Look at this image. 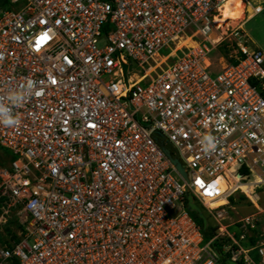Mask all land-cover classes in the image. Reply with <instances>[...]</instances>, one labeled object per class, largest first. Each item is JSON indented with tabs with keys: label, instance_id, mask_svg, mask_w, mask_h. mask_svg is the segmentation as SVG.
I'll return each instance as SVG.
<instances>
[{
	"label": "built area",
	"instance_id": "1",
	"mask_svg": "<svg viewBox=\"0 0 264 264\" xmlns=\"http://www.w3.org/2000/svg\"><path fill=\"white\" fill-rule=\"evenodd\" d=\"M227 1L11 0L0 11V146L17 157L0 164V225L14 215L23 227L0 264H219L220 235L203 245L187 202L219 220L223 207L209 206L230 198L220 180L232 167L242 180L264 172V51L242 22L216 43ZM224 43L236 56L213 73L204 60Z\"/></svg>",
	"mask_w": 264,
	"mask_h": 264
},
{
	"label": "rangeland",
	"instance_id": "2",
	"mask_svg": "<svg viewBox=\"0 0 264 264\" xmlns=\"http://www.w3.org/2000/svg\"><path fill=\"white\" fill-rule=\"evenodd\" d=\"M242 1L244 2V0ZM230 2L231 1H227L226 4H229ZM246 5L248 6V12H245V19L242 21V27L245 33L244 35L249 38L252 49L255 50L259 48L264 51V0H248ZM258 8L260 9V12L255 14L256 9ZM236 27L237 26L228 27L225 32H233ZM214 29L216 31L215 33H218L219 35L223 33V29H219L216 22H214ZM216 43H222V39ZM225 44L226 43L219 48L217 54L214 52L204 63L207 67L211 65L210 71L213 73L224 68L225 63H229L228 56H236V53L232 52L234 51L233 49L228 48L223 50L225 48ZM175 47V45H172L171 49L163 50L159 54V58H163V60L172 58V56L169 55L172 54V50ZM136 66L137 64L134 61H131L129 75H142L141 70ZM146 83L147 81H143L141 84L145 85ZM0 159H2V161L4 160L6 164H10L13 160H17V157L13 155L12 151L0 146ZM235 177V175H231L232 179ZM239 181V183H242V187L239 188L238 191H236L237 189L235 191H232L233 189L229 191V195L234 198V201L228 198L229 204L218 210V212L224 211L223 218L219 220H217L216 212H213L214 214H212L206 208L203 210L200 205L201 203L196 201V205L201 208L203 214L205 213L208 217L209 223L215 227V232L217 235H220V239H223V241L226 242L225 238H230L229 235H232L235 238L237 244H235L231 238L230 239L232 241L226 244L227 249H230L229 253H231V260L232 250L235 252L241 250L242 240H245L244 242L246 244L249 243V238L251 239V237L256 235V230L262 234L258 243V248H264V172L256 169V171L247 174L244 177V180L240 178ZM227 182L229 183V180ZM243 195L246 199H242L241 196ZM178 206L179 208L175 211L173 216L177 215L182 207L180 203H178ZM185 209L190 213L187 207ZM248 218L254 220L252 221L254 227H252V225H247L245 220ZM224 231H226V235L228 234L227 236H223ZM12 234H17L18 236L21 234V229L17 224H15V222L11 221L9 224L7 222L6 224L0 225V248L4 247L5 241H12ZM207 242L208 240L204 238L203 245ZM227 249H224L225 253H227ZM259 255L261 256V254ZM262 255L264 256V250ZM238 259L240 260L237 261H241V256H238ZM262 264L264 263L262 262Z\"/></svg>",
	"mask_w": 264,
	"mask_h": 264
},
{
	"label": "trees",
	"instance_id": "3",
	"mask_svg": "<svg viewBox=\"0 0 264 264\" xmlns=\"http://www.w3.org/2000/svg\"><path fill=\"white\" fill-rule=\"evenodd\" d=\"M10 6H11V0H0V11L3 9H7V8L9 9ZM0 164L2 167H8V163L6 164L4 160L2 161V159H0ZM243 172L249 174V171L247 169H244ZM241 197H242V199H246V197L244 195ZM230 199L234 201L233 197H230ZM187 203H188V210L190 211L191 216L194 218V220L202 228L205 239H207L208 241L212 240L213 237L216 235L215 227L209 223V220H208V217L206 216V214L205 213L203 214V211L201 210V208H199L196 205V200L189 199ZM233 203H235V202H233ZM201 207L203 210H205V207L203 205H201ZM11 221L15 222V224H17L19 226V228L21 230H23V227L20 225L17 218L14 217L13 219H11L8 222V224ZM255 232H256V235L254 237H251V239L249 238V243L245 244V246L255 248L254 253L259 255L260 249L258 248V243H259V240L261 237L260 236L261 233H259V231H257V230ZM258 233H259V235H258ZM11 238H12V240H15V241H19V239H20L17 234H15V235L12 234ZM225 240H226V242L223 241V239L219 238L213 244L214 250L219 255V263L220 264H246L245 260H243V259H241L242 261H236V262L231 260V256H230L231 253L226 254L224 252V249H225V247H227L226 244L231 242L232 240L228 237L225 238ZM4 244L6 246H9V247L11 245L10 241H5ZM235 248H236V246H235Z\"/></svg>",
	"mask_w": 264,
	"mask_h": 264
},
{
	"label": "bare ground",
	"instance_id": "4",
	"mask_svg": "<svg viewBox=\"0 0 264 264\" xmlns=\"http://www.w3.org/2000/svg\"><path fill=\"white\" fill-rule=\"evenodd\" d=\"M231 1L229 4H225L224 8L222 9L220 17H216L215 22L216 25L219 29H223L222 34H213V38L215 39L216 42L220 41L222 37L225 34V30H227L228 27H234L240 24L244 20V15L245 12H248V6L243 2L242 0H228ZM249 20V18H248ZM192 46L194 43H192L191 39L182 42L179 47L182 46ZM207 59L204 60V63ZM235 172V167H232L231 172L228 173V180L229 183L227 182L228 180L226 179H221L220 180V187L223 193H227L229 190H232L236 188L238 191L239 188L242 187V183H239V179L241 177L236 176L234 179L231 178V173ZM254 172V171H253ZM229 202L226 197H223L219 199L218 201L210 204L209 208L211 210L218 209L220 207H224L228 205Z\"/></svg>",
	"mask_w": 264,
	"mask_h": 264
},
{
	"label": "water",
	"instance_id": "5",
	"mask_svg": "<svg viewBox=\"0 0 264 264\" xmlns=\"http://www.w3.org/2000/svg\"><path fill=\"white\" fill-rule=\"evenodd\" d=\"M156 140L160 144V146L163 148L167 157L171 160L173 165L176 167L177 171L183 176L185 180L188 181L189 180L188 172L185 169L182 160L176 154L174 147L168 142L167 139L163 138V136L160 133L156 134ZM166 142L168 145H165Z\"/></svg>",
	"mask_w": 264,
	"mask_h": 264
},
{
	"label": "crops",
	"instance_id": "6",
	"mask_svg": "<svg viewBox=\"0 0 264 264\" xmlns=\"http://www.w3.org/2000/svg\"><path fill=\"white\" fill-rule=\"evenodd\" d=\"M244 241L245 240H242V245H241L242 247L240 246L241 247V250L238 251L239 256H241V259H243V260L250 259L251 262H252V264H257V263L262 264V262L264 263V256L262 255L264 248H260V251L261 252L259 254H261V256H259V255H257V254L254 253L255 248H252V247H248L247 248L245 246L246 243ZM225 249H227V247H225ZM227 250L228 251H227L226 254H228L230 252V249H227ZM232 260L235 261L233 258H232ZM237 260H240V259H237Z\"/></svg>",
	"mask_w": 264,
	"mask_h": 264
},
{
	"label": "clouds",
	"instance_id": "7",
	"mask_svg": "<svg viewBox=\"0 0 264 264\" xmlns=\"http://www.w3.org/2000/svg\"><path fill=\"white\" fill-rule=\"evenodd\" d=\"M6 125H13L14 123H16L15 121H5L4 122Z\"/></svg>",
	"mask_w": 264,
	"mask_h": 264
},
{
	"label": "snow or ice",
	"instance_id": "8",
	"mask_svg": "<svg viewBox=\"0 0 264 264\" xmlns=\"http://www.w3.org/2000/svg\"><path fill=\"white\" fill-rule=\"evenodd\" d=\"M47 36L45 35V36H43V37H41V41H45V40H47Z\"/></svg>",
	"mask_w": 264,
	"mask_h": 264
}]
</instances>
